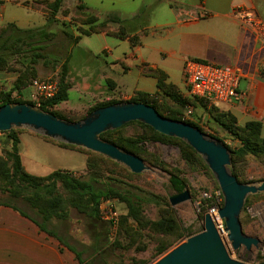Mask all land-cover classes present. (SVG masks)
<instances>
[{
  "label": "rangeland",
  "instance_id": "374dc122",
  "mask_svg": "<svg viewBox=\"0 0 264 264\" xmlns=\"http://www.w3.org/2000/svg\"><path fill=\"white\" fill-rule=\"evenodd\" d=\"M74 2L75 0H65L63 3L64 8L58 13L57 22L49 28L52 35L44 49L32 50L17 41V36L10 39L6 47L0 48V71L16 72V81L28 84L35 78H50L60 82L63 62L70 55L65 79L70 86V95L68 99L53 104L50 108L77 121L103 100L97 97L94 99L93 90H84L86 79L89 88H93L96 82L93 79L94 64L82 62L83 57L78 50L73 56L77 43L69 36L85 33L87 28L82 23L92 22L95 14L83 13ZM19 47L23 51L17 52ZM119 68L122 70L121 66ZM113 75L117 76L115 73ZM14 95L15 98L24 99L18 93ZM180 97H186V94L183 92ZM159 106L165 115L194 121L217 136L228 138L224 135L223 127H212L210 117L205 114L201 105H194L191 116H187L185 107L175 100L161 102ZM20 132L17 131L16 134ZM262 135L264 136V128ZM107 138L115 142L126 141L130 147H137L155 172L133 174L98 153L76 147L75 149L84 153L85 163L81 164L80 157L76 166L61 169L72 172L81 180H91L96 186L113 182L133 187L155 197L157 203L146 204L141 215L133 218L128 215L124 202L110 196L109 198L116 201L120 218L113 235L110 225L107 224L109 238L100 253L96 254L94 247L96 241L105 236V223L102 228L94 227L96 221L92 220L88 197L76 196L58 182L56 196L36 199L30 189L11 177L12 162L9 153L12 150V140L7 132H0V202H9L47 224L78 251H82L87 264H153L186 240L185 227L193 224V230L199 228L196 218L202 217L206 209V206L198 208L196 205L199 193L207 187L215 186L217 182L204 161L185 143L178 139L161 137L138 122L128 123L109 133ZM235 170L247 182L264 179V155L249 153L236 158ZM39 172H50V169L43 168ZM173 176L179 177L184 189L191 193V200L176 206H172L168 197V193L176 192L170 188ZM240 219L247 234L261 239V248L258 250L253 246L251 250H247L241 246L235 249L228 238L225 245L230 255L250 264H264V194L249 197Z\"/></svg>",
  "mask_w": 264,
  "mask_h": 264
},
{
  "label": "crops",
  "instance_id": "0c3cea01",
  "mask_svg": "<svg viewBox=\"0 0 264 264\" xmlns=\"http://www.w3.org/2000/svg\"><path fill=\"white\" fill-rule=\"evenodd\" d=\"M54 1L0 0V33L9 23L20 28L45 25ZM80 3L87 6L83 13L95 14L99 21L111 14L123 20L83 35L73 49V56L78 50L82 62L94 64V87L89 88L88 79L83 87L93 90L94 99L127 101L138 93H148L170 101L168 85L186 94L184 63L194 57L242 70L239 90L243 98L219 108L235 116L238 126L260 121L264 128V38L233 14L234 7L242 6L264 21V0H75L74 5ZM160 76L163 87L158 85ZM16 77V72L0 71V91L28 96L30 83L16 88ZM210 122L212 127L217 125L211 117ZM223 132L228 138L220 139L227 146L241 145L229 131ZM18 137L23 166L31 174L45 176L76 166L80 157L81 164L85 163L84 153L73 147L31 131H21ZM43 168L50 172H39ZM0 264L81 263L74 251L29 216L1 205Z\"/></svg>",
  "mask_w": 264,
  "mask_h": 264
},
{
  "label": "water",
  "instance_id": "95a60500",
  "mask_svg": "<svg viewBox=\"0 0 264 264\" xmlns=\"http://www.w3.org/2000/svg\"><path fill=\"white\" fill-rule=\"evenodd\" d=\"M139 121L157 132L179 138L190 145L211 170L222 191L224 204L219 210L226 224L228 238L235 249L241 246L251 250L261 248L258 236L247 234L242 227L241 213L249 196L264 194V179L241 182L233 173L232 151L220 138L203 131L184 120L162 115L153 105L139 101H119L101 106L84 118L72 121L30 102H8L0 106V132L26 130L61 143L74 145L99 153L133 173L155 172L141 156L105 140L102 133L115 130L128 122ZM173 189V184H170ZM172 206L191 200L188 189L168 193ZM200 228L193 224L184 228L186 240L167 252L153 264H250L234 259L206 213L197 216Z\"/></svg>",
  "mask_w": 264,
  "mask_h": 264
},
{
  "label": "trees",
  "instance_id": "16d2710c",
  "mask_svg": "<svg viewBox=\"0 0 264 264\" xmlns=\"http://www.w3.org/2000/svg\"><path fill=\"white\" fill-rule=\"evenodd\" d=\"M63 3H64V0H55L53 2V4L51 5L52 9H51V12L48 16L47 23L41 27L20 28L15 23H9L7 25V27L0 33V48L6 47L8 45V41L10 39H13L14 36H17V39H16L17 41L21 42L22 44H26L27 46L32 48V50L44 49L47 46V41L50 40V37L52 35L49 31V28L52 27V25H54L57 22V16H58V13L63 6ZM85 8H87V6L83 3H80L77 5V9L84 10ZM122 21L123 20L116 14L108 15L102 21H99V18L96 15H94L92 22H89V23L83 22L84 24L88 25V27H86L87 30L85 33L83 32V34H79L77 36H73V35H69V36L71 38H73L74 41L77 43L83 35H89L92 32L99 31V30L103 29L104 27H106L107 23H109V22L122 23ZM83 23H82V25H83ZM20 51H23V50H20V47H19L17 49V52H20ZM69 61H70V55H68L67 58L65 59V61L63 62V70H62V74H61V78H60V90H59L58 94L53 99H51L47 103L41 104L40 106L42 108H44L45 110L51 111L60 117H63V118H66V119H69L72 121H76L75 119H71V118H69L63 114H60L56 111H53L50 108L51 105L57 104L63 100L68 99V96H69L68 90H69L70 86L66 83L65 79L67 76V72L69 70ZM26 84H28V83L22 82L20 80L15 81L16 88H20ZM158 85H159V87L164 86L163 82H162V76H160V78H159ZM166 91L168 92V95L172 99L170 101L175 100L176 102H179L184 107L187 103H191L193 105H201L202 107H204V110L209 114V117H211L213 119L215 124H217L220 127H223L225 130L229 131L235 138H237L241 141V145L237 148H231L230 146H228V147L232 151V160H233L232 170H233V173L238 177L239 181L247 182L245 180H242L235 170L236 158H241L244 155L249 154V153L256 154V155H264V136L262 135L263 124L260 121H250V122L246 123V125H244V126H238L236 124L235 116H233L228 111H222L218 105H208V103L205 102L204 100L193 99V98L187 97V96L181 98L180 96L183 93H181L179 90H177L176 87L173 85H168L166 88ZM12 94H13V90L0 91V106L6 104L8 102H15V101H19V102L27 101L30 103H34V102H31L28 100H24V99H20V98H14V97H12ZM119 101H124V100H103L100 103L96 104L95 106L91 107L90 110L87 112V114L90 113L91 111H93L94 109L98 108V107L110 105V104H113V103L119 102ZM130 101H139V102H145V103L151 104L162 115L173 118V119L182 120V119L177 118L174 115L163 114L160 110L159 103L167 102V100H165L161 97H157V95H151L148 93H138L135 97L130 99ZM87 114H85V116ZM85 116H83L82 118H84ZM184 121H187L193 125H196L199 128H201L203 131L220 138L219 136H217L213 132L205 130L201 125H199L198 123H196L194 121H190V120H184ZM131 122H138L144 126H147L154 133H156L157 135H159L161 137L181 140L179 138H175V137H171V136L161 134V133L157 132L153 127L146 125L142 122H139V121H131ZM128 123H130V122H128ZM128 123H126L125 125H127ZM125 125H123V126H125ZM115 130H117V129H115ZM115 130H110V131H106V132L102 133V137L105 140H108L112 143H115V144L121 146V147H124L125 149H127L133 153L138 154L139 156H141L143 159L146 160V158H144V156L138 152L139 149L137 147H135V146H133V148L130 147V145L126 141L123 143V142H115L113 140H109L107 138V135L109 133L115 131ZM17 131L20 132V131H26V130L4 131V132H7L8 134H10V137L12 140V150L9 153V157H10L11 162H12L11 163V171H12L11 177H13L14 179H17L19 184H22L26 188L30 189L36 199L53 198L54 196H56L58 182H61L74 195L79 196V197H88V200L90 201V204H91V213L90 214L92 216V220L96 221L95 227L102 228L101 226H103V224L105 223V226H104V228L106 230L104 233L105 236H104V238H100V240L96 241V243H95L94 250L96 253L101 251L104 248V245H106L105 241L108 240V238H109V235H107V228H106L108 223L105 222L101 218L100 202L102 199L109 198L110 196H115V197L119 198L122 202H124L127 205L128 215L133 217V218H137L141 215V213L143 212L144 206L146 204L157 203V201H156L157 199L155 197L150 196V195L148 196V195L144 194L143 192H141L140 190L135 189L133 187H130V186L128 187L127 185H124V184H115L113 182H108L106 184H103L102 186H96L91 180H87V181L81 180L80 178L75 176L72 172L67 171V170H63V169L55 170V171H53L50 174H47L45 176H38V175H34V174L29 173L25 169V167L23 166V163H22L21 153H20V139L18 137V134H16ZM46 138H48V137H46ZM49 139H51V138H49ZM51 140H53V139H51ZM53 141H56V140H53ZM181 141L183 143H185L183 140H181ZM56 142H58V141H56ZM58 143H60L61 145L69 146V147L82 148V147L69 145V144H65V143H61V142H58ZM185 145L188 148H190L198 157H200V155L190 145H188L187 143H185ZM82 149H85V148H82ZM85 150H88V149H85ZM88 151H90V150H88ZM99 155H101V154H99ZM106 159H109V158H106ZM109 160H111V159H109ZM111 161H113V160H111ZM239 161H240V159H239ZM113 162L118 164L115 161H113ZM118 165H120V164H118ZM120 166H122V165H120ZM122 167H124V166H122ZM124 168H126V167H124ZM126 169H128V168H126ZM131 173H133V172H131ZM133 174H137V173H133ZM170 182H171V184H173V189L176 192H182L184 190L183 182L179 177L173 176L171 178ZM215 186L219 187L218 184H216ZM15 195L19 196L18 194H15ZM257 195H261V194H257ZM249 197H248V199H249ZM248 199L246 201V204L248 202ZM1 205H9V206L14 207L15 209L19 210L23 215L29 216L31 219H33L39 225V227L43 231H45V232L49 233L50 235L56 237L63 245L67 246L69 249L74 251L81 264H87V263H85V260L83 259V252L78 251L74 246L69 244L64 237L60 236L57 232L50 229L47 226V224H45L42 221L35 219L34 217L30 216L24 210L20 209L17 206H14L13 204H10L9 202H0V206ZM205 213H206V209H205V212L201 218L204 217Z\"/></svg>",
  "mask_w": 264,
  "mask_h": 264
},
{
  "label": "built area",
  "instance_id": "2783aa9c",
  "mask_svg": "<svg viewBox=\"0 0 264 264\" xmlns=\"http://www.w3.org/2000/svg\"><path fill=\"white\" fill-rule=\"evenodd\" d=\"M234 16L244 25L253 27L264 38V21L255 11L242 6L233 9ZM184 82L186 96L201 99L208 105L230 104L241 100L243 93L239 90L240 80L243 76L239 67L217 64L194 57H189L184 63ZM31 91L28 96L20 95L34 104L41 105L53 99L60 90V82L50 78H35L30 84ZM16 95L12 94L15 98ZM185 114L194 113V105H185ZM224 199L219 187L211 186L200 191L196 205L198 208L206 206V213L210 214L221 237L228 240L226 224L219 210L223 207ZM101 218L111 227V234L119 223L120 213L116 201L104 198L100 202ZM205 213V214H206ZM201 223H199V228Z\"/></svg>",
  "mask_w": 264,
  "mask_h": 264
}]
</instances>
